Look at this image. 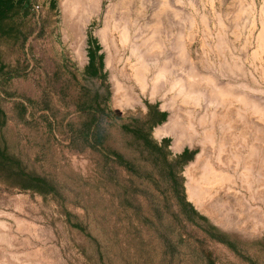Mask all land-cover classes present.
<instances>
[{
	"label": "rangeland",
	"instance_id": "374dc122",
	"mask_svg": "<svg viewBox=\"0 0 264 264\" xmlns=\"http://www.w3.org/2000/svg\"><path fill=\"white\" fill-rule=\"evenodd\" d=\"M12 1L19 15L0 37V264H264V0H102L81 29L86 0ZM148 135L184 155L194 214ZM211 174L222 183L204 185Z\"/></svg>",
	"mask_w": 264,
	"mask_h": 264
},
{
	"label": "trees",
	"instance_id": "16d2710c",
	"mask_svg": "<svg viewBox=\"0 0 264 264\" xmlns=\"http://www.w3.org/2000/svg\"><path fill=\"white\" fill-rule=\"evenodd\" d=\"M19 9L17 5L12 0L0 1V37L7 35L8 31L6 28V24L15 21L19 15ZM137 137L140 136V132H136ZM96 143H101L100 135L97 133L94 137ZM146 144L148 145V149L152 155L158 159L159 163L157 164V168L160 170L161 176L163 178H168L169 183L176 189V196L178 197L181 205L184 207L185 210L194 214L193 207L186 202L184 194H183V184L182 180L179 177L180 167L182 165V159L184 155L177 156L172 158L169 153L166 151L165 143L158 144L150 140V136H146L144 138ZM107 157H115L118 159H122L125 161V157L121 155H117L115 152L107 151ZM127 165L133 170L134 167L130 162H127ZM138 172V171H137ZM139 173V172H138Z\"/></svg>",
	"mask_w": 264,
	"mask_h": 264
},
{
	"label": "bare ground",
	"instance_id": "6f19581e",
	"mask_svg": "<svg viewBox=\"0 0 264 264\" xmlns=\"http://www.w3.org/2000/svg\"><path fill=\"white\" fill-rule=\"evenodd\" d=\"M70 1H72L73 3V7H75V8H78V5L79 6H81V3L83 2V0H70ZM85 1V0H84ZM87 2H88V11H87V13H90V14H88V16H86V17H84V20L83 19H81V21L79 22V23H77V25L80 27V29L81 28H83V26L85 27V26H87L88 24H87V19H89V20H91V19H93V17H95V16H97L98 15V13H99V11H100V8H101V1L102 0H86ZM90 6V7H89ZM64 14H66V11H65V13ZM89 23V22H88ZM78 27V28H79ZM154 36V35H153ZM152 37V36H151ZM102 39H103V37H102ZM104 41V40H103ZM121 41H122V43L123 44H125V43H127L128 41H129V30H128V27L127 26H125L124 28H123V30H122V33H121ZM149 45H150V49L151 50H156L157 48H159V42H158V40L156 39V35H155V38L153 39V38H149ZM138 45V44H137ZM138 48V47H137ZM137 48H135L134 47V52H135V54H137V62L139 63V65H140V67H141V69L143 70V71H149L152 67H150V65H149V63H147L145 60H144V58H143V56L142 55H140V54H138V49ZM85 58H84V56H83V59H80L82 62H86L87 60H84ZM108 62V64H109V62H110V60H108L107 61ZM170 63H172V62H170ZM154 64V63H153ZM154 66V65H153ZM171 71V70H170ZM160 72V71H159ZM158 72V73H159ZM157 73V76L154 78L156 81H158V79L160 78V76H164L162 73L163 72H160L159 74ZM168 73V72H167ZM170 74V73H169ZM172 74V73H171ZM137 76L139 77L138 79H141L142 81H143V83H145L146 84V80H145V82H144V76L143 75H140L139 73L137 74ZM164 78H165V76H164ZM161 79V78H160ZM165 80V79H164ZM167 80V79H166ZM160 82V81H159ZM173 84V83H172ZM171 84V85H172ZM179 84V83H178ZM179 85H181V84H179ZM158 86H159V84H158ZM175 86V85H174ZM176 86H178V85H176ZM117 87L119 88V89H121V86L120 85H117ZM160 87V86H159ZM180 87H183L182 85L180 86ZM185 89V88H184ZM183 89V90H184ZM120 100V99H119ZM171 124V123H170ZM165 129H167V127L165 126L164 128H161V129H159V130H157V135L159 136V134L160 133H162V135L163 134H165V133H167L166 132V130ZM171 130L172 131H174V127L172 126L171 127ZM179 141V140H178ZM190 171V170H189ZM190 176V175H189ZM190 181H189V183H188V192H189V195L191 196V198H197V199H199V198H202V191H204L203 190V188L201 187L202 186V184H200L201 186H197V187H194V186H192V180H193V178L190 176ZM202 183H204V185H208V186H212L213 184H217V183H222V180L220 181L219 179H217V178H215V177H213V175L211 174V175H209L208 177H206V178H202Z\"/></svg>",
	"mask_w": 264,
	"mask_h": 264
}]
</instances>
